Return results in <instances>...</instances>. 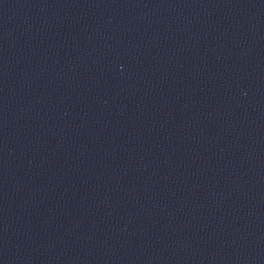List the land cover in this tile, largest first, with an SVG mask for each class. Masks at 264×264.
I'll list each match as a JSON object with an SVG mask.
<instances>
[{
	"label": "water",
	"instance_id": "obj_1",
	"mask_svg": "<svg viewBox=\"0 0 264 264\" xmlns=\"http://www.w3.org/2000/svg\"><path fill=\"white\" fill-rule=\"evenodd\" d=\"M184 264H264V69L216 171Z\"/></svg>",
	"mask_w": 264,
	"mask_h": 264
}]
</instances>
